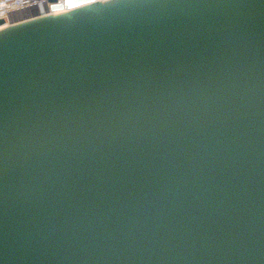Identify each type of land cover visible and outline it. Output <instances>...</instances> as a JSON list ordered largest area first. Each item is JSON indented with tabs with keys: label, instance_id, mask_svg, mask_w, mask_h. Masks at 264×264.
<instances>
[{
	"label": "water",
	"instance_id": "obj_1",
	"mask_svg": "<svg viewBox=\"0 0 264 264\" xmlns=\"http://www.w3.org/2000/svg\"><path fill=\"white\" fill-rule=\"evenodd\" d=\"M47 2L0 30V264H264V0Z\"/></svg>",
	"mask_w": 264,
	"mask_h": 264
},
{
	"label": "built area",
	"instance_id": "obj_2",
	"mask_svg": "<svg viewBox=\"0 0 264 264\" xmlns=\"http://www.w3.org/2000/svg\"><path fill=\"white\" fill-rule=\"evenodd\" d=\"M50 14L53 13L47 0H0V20L4 27Z\"/></svg>",
	"mask_w": 264,
	"mask_h": 264
},
{
	"label": "bare ground",
	"instance_id": "obj_3",
	"mask_svg": "<svg viewBox=\"0 0 264 264\" xmlns=\"http://www.w3.org/2000/svg\"><path fill=\"white\" fill-rule=\"evenodd\" d=\"M62 12H65V11H61V12H53V14L56 15V14H60V13H62ZM3 28H5V27H4V26H1V27H0V30L3 29Z\"/></svg>",
	"mask_w": 264,
	"mask_h": 264
}]
</instances>
